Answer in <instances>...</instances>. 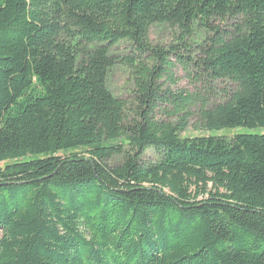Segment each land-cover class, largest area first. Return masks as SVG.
Returning <instances> with one entry per match:
<instances>
[{
    "label": "trees",
    "instance_id": "obj_1",
    "mask_svg": "<svg viewBox=\"0 0 264 264\" xmlns=\"http://www.w3.org/2000/svg\"><path fill=\"white\" fill-rule=\"evenodd\" d=\"M122 41L130 103L107 86ZM171 56L198 93L163 89ZM191 116L259 131L182 137ZM3 161L0 264H264V0H0Z\"/></svg>",
    "mask_w": 264,
    "mask_h": 264
},
{
    "label": "rangeland",
    "instance_id": "obj_2",
    "mask_svg": "<svg viewBox=\"0 0 264 264\" xmlns=\"http://www.w3.org/2000/svg\"><path fill=\"white\" fill-rule=\"evenodd\" d=\"M214 25H220L221 28H226V23H221L219 20H213ZM231 22H227V25H230ZM202 30L198 29L196 34L190 40L192 41V46H196L202 39ZM179 35V31L171 27L167 24H154L148 33L149 42L153 45H159L163 48L168 47L170 44L176 42V37ZM195 48V47H193ZM133 48L126 41H122L114 45L110 49V55L114 57L116 60V64L111 68L107 78V86L109 90L113 93L117 98L130 103L132 96V80L131 73L128 66H126L121 59L123 57L132 54ZM195 51V49H194ZM183 55H187L190 53L181 51ZM195 52H191V55H194ZM171 62L174 64L171 68V74L167 77H162L161 82L163 83V89L169 88L171 91L178 92L180 90L187 91L188 93H198L200 91V84H198L188 73V69H184V66L178 62V59L174 56L169 57ZM230 84L227 82H218L213 87V91L211 94V99L213 102L219 101L221 99L220 90L224 87H228ZM200 94V93H199ZM195 108H192L193 111ZM158 119H162L165 121L175 122L177 120V116H168L165 113L157 114ZM258 129H248L244 127H235V128H224L221 130H213L208 131L199 127L196 117L191 116L188 120L187 128L180 133L183 136H195V135H217L230 137L236 133H253L258 132ZM115 143L105 142V144ZM84 149L79 148L73 150V152L83 151ZM60 155L66 154L64 152L59 153ZM155 154L151 149H147L143 156L144 160H153L155 158ZM12 161L0 162V167L10 163ZM108 163L110 165H117L120 163V157H115L112 160H109Z\"/></svg>",
    "mask_w": 264,
    "mask_h": 264
}]
</instances>
